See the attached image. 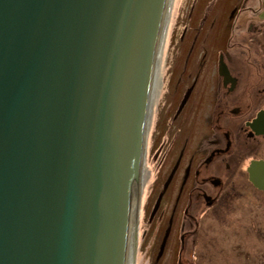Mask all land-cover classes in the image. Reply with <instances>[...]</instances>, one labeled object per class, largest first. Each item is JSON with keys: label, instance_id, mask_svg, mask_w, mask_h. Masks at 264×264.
Here are the masks:
<instances>
[{"label": "water", "instance_id": "obj_1", "mask_svg": "<svg viewBox=\"0 0 264 264\" xmlns=\"http://www.w3.org/2000/svg\"><path fill=\"white\" fill-rule=\"evenodd\" d=\"M180 4L0 0V264H136Z\"/></svg>", "mask_w": 264, "mask_h": 264}, {"label": "flooded vegetation", "instance_id": "obj_2", "mask_svg": "<svg viewBox=\"0 0 264 264\" xmlns=\"http://www.w3.org/2000/svg\"><path fill=\"white\" fill-rule=\"evenodd\" d=\"M232 20L220 56L223 74L219 59L217 87L200 106L199 132L178 152L159 144L152 154L158 167L148 180L156 178L161 199L173 201L175 214L182 216L181 256L190 244V264H212L214 259H222L219 264H250L251 257L258 264L261 259L253 248L256 241H264V186L251 181L249 168L254 163L264 166V0H237ZM195 98L190 92L182 111L187 105L197 109ZM262 170L256 169L258 183ZM249 197L259 201L257 206ZM240 206L249 211L244 231L235 228L233 219ZM211 224L220 229L212 230Z\"/></svg>", "mask_w": 264, "mask_h": 264}, {"label": "rangeland", "instance_id": "obj_3", "mask_svg": "<svg viewBox=\"0 0 264 264\" xmlns=\"http://www.w3.org/2000/svg\"><path fill=\"white\" fill-rule=\"evenodd\" d=\"M236 7L237 0H181L148 160L152 176L158 167L157 164L154 166L152 154L159 144L178 152L200 130L199 121L204 111L200 106L209 90L217 87L218 78L214 74L233 26ZM190 92L196 96L198 108L192 110L191 105H187L182 111L184 99ZM197 111L198 116H195ZM158 189L156 178L143 185L136 263L180 264L183 259L182 264H190L193 260L190 244L181 256L182 216L175 214L173 201L161 199ZM247 201L255 206L259 203L253 202V197ZM233 214L235 228L244 231L242 223L248 219L249 211L240 206ZM210 228L220 229L217 224H211ZM260 236L264 238V232ZM253 250L261 254V259L256 262L264 264V241H256ZM210 256H213L212 251ZM221 260L214 259L212 264H219ZM234 262L230 260L229 264H241ZM254 263L251 257L250 264Z\"/></svg>", "mask_w": 264, "mask_h": 264}, {"label": "bare ground", "instance_id": "obj_4", "mask_svg": "<svg viewBox=\"0 0 264 264\" xmlns=\"http://www.w3.org/2000/svg\"><path fill=\"white\" fill-rule=\"evenodd\" d=\"M151 170L149 168V166L147 165V170H146V175H145V180H144V184L148 181L149 178V174H150ZM137 251H138V244H137ZM137 256V255H136ZM137 264V263H136Z\"/></svg>", "mask_w": 264, "mask_h": 264}]
</instances>
